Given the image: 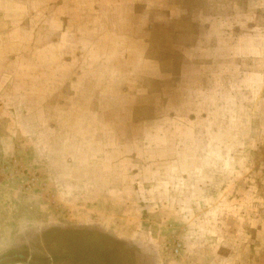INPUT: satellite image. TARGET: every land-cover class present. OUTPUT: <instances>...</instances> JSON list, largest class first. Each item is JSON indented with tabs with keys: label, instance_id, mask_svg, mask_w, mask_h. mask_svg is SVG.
Listing matches in <instances>:
<instances>
[{
	"label": "rangeland",
	"instance_id": "rangeland-1",
	"mask_svg": "<svg viewBox=\"0 0 264 264\" xmlns=\"http://www.w3.org/2000/svg\"><path fill=\"white\" fill-rule=\"evenodd\" d=\"M262 15L0 0V264H264Z\"/></svg>",
	"mask_w": 264,
	"mask_h": 264
},
{
	"label": "trees",
	"instance_id": "trees-1",
	"mask_svg": "<svg viewBox=\"0 0 264 264\" xmlns=\"http://www.w3.org/2000/svg\"><path fill=\"white\" fill-rule=\"evenodd\" d=\"M117 249L118 248H116L115 250L117 251ZM76 251H77L76 249H71V252L67 255V258L64 257L66 255L63 253H59V256H56V257L54 256L48 257L47 255H42L39 257H32L33 256L32 253L27 252L26 255L28 256L29 259H27L26 263L27 264H52L53 260L55 259V262L56 260H59V264H107V261L103 260L102 258L98 259L96 263L93 259L89 258L88 253L85 252L86 250L82 251V253H78L79 251L78 252ZM20 253L22 254L21 251H11L7 253L4 256V258L9 259V260L5 264H12V263L17 262L18 260L20 261V256H21ZM113 253H115L114 249H113ZM130 253L132 252L130 251ZM129 256L131 257L129 263H125L124 261V263L120 262L119 264H135L134 255L129 254ZM113 264H118V263H113Z\"/></svg>",
	"mask_w": 264,
	"mask_h": 264
},
{
	"label": "crops",
	"instance_id": "crops-1",
	"mask_svg": "<svg viewBox=\"0 0 264 264\" xmlns=\"http://www.w3.org/2000/svg\"><path fill=\"white\" fill-rule=\"evenodd\" d=\"M231 1V0H230ZM231 3H229V4H227L224 8L226 9H229L228 10V15H225V16H230L231 17V14H232V12H231V7L229 6ZM262 16H264V15H262ZM243 20H245V19H243ZM246 25V24H245ZM245 27H247V25L245 26ZM252 30V29H251ZM255 31L256 32H260V38H259V40L262 42V46H260V47H263L264 48V26L263 27H260V28H256L255 29ZM256 40H253L252 39V41H251V47H253V49H255L254 50V53L255 54H257V55H261V57L260 58H264V50H263V48L261 49V50H258V49H256V47H259L256 43ZM199 190L197 189V188H195L194 189V192L193 193H196V192H198ZM172 257H174V256H172ZM178 257H179V255H178ZM177 256L175 257V258H178ZM213 264H217V263H213Z\"/></svg>",
	"mask_w": 264,
	"mask_h": 264
},
{
	"label": "built area",
	"instance_id": "built-area-1",
	"mask_svg": "<svg viewBox=\"0 0 264 264\" xmlns=\"http://www.w3.org/2000/svg\"><path fill=\"white\" fill-rule=\"evenodd\" d=\"M0 174H1V171H0ZM180 249H181L180 241L178 239H174L173 246H172V249H171L172 256H174V257L178 256L179 252H180Z\"/></svg>",
	"mask_w": 264,
	"mask_h": 264
}]
</instances>
